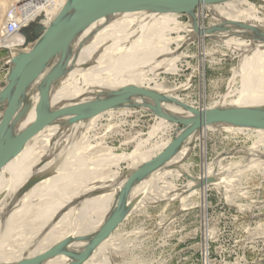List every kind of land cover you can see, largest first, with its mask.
<instances>
[{"label": "bare ground", "instance_id": "6f19581e", "mask_svg": "<svg viewBox=\"0 0 264 264\" xmlns=\"http://www.w3.org/2000/svg\"><path fill=\"white\" fill-rule=\"evenodd\" d=\"M0 2H6V0H0ZM67 2L56 0L49 5L47 0H16L15 5L27 19L35 20L40 15H45L43 23L49 25L60 14ZM224 4L225 6H203L207 7V14L200 13L192 19L193 23L185 25L179 22V14L153 12L127 14L116 17L110 22L103 20L94 24L75 42L73 55H76L77 60L72 67V72L53 87L50 94L51 108L58 110L68 107L95 106L127 86H137L173 97L167 92L168 90L163 91L164 85L150 88L145 84L149 72H154L161 67H168L176 72L177 63L188 56L186 50L181 52L185 45L194 43L196 40L202 43L203 39L215 37L223 42L222 45L227 50L237 52L239 66L233 70L234 77L230 80L229 86L230 89H233L235 84H239L240 87L230 92L228 90L229 93L226 96H220L221 102L218 103L219 105L216 103L215 105L218 106L213 109L264 110V16H260L262 10L247 0H230ZM202 17H209L210 24L207 27L200 21ZM180 31H186L189 35L177 38L171 36L172 33ZM23 44L24 38L21 36L2 38L1 49L13 52L6 66H10ZM173 44L177 45L176 49H172ZM218 55L226 56L228 51L222 52L219 46L213 48L205 46L199 57V63L201 66L206 60L214 63ZM174 90L176 92L177 89ZM57 98L59 99L58 107L53 108ZM173 98L184 103L179 97ZM38 99V94L31 99L33 108L23 122V130L31 127L37 120L35 105ZM205 99L204 95L199 96L200 101ZM135 102L136 100L132 99L129 103ZM187 105L195 107L193 104ZM167 107L178 116L187 115L176 106L168 105ZM141 109L143 112H149L146 108ZM117 112H119L118 109H113L85 122H78L75 116L61 117L33 136L23 151L3 168L0 173V264H20L46 253L64 241H68V251L80 254L114 210L117 194L130 174L164 151L172 141L173 135L155 143L153 149L147 152H143L144 148L140 147L142 143L147 144L146 141H142L133 154L122 157L124 160H132L136 163L132 165L134 170L121 180L109 175V172L101 174L98 168L93 172L91 153L96 148L85 145V136L96 128L99 120ZM219 126L222 127L218 124L193 134L168 165L171 167L181 165L195 148L193 145L195 141L205 138V135L202 136L203 132ZM174 127L173 123L157 118L155 125L148 132L149 140L172 131ZM226 130L229 133L250 135L256 140L254 147L247 151L250 158L247 163L252 162L249 167L256 166L260 173L264 174V130L234 126H228ZM201 151L203 155L206 154L205 141H202ZM225 158L222 157V160ZM119 160H121L119 157L111 155V162L119 163ZM83 163L84 166L79 168ZM220 168L222 167L205 164L204 173L201 172L202 175L189 180L181 193L178 191L179 195L178 193L175 196L160 195L155 200L171 202L180 199L181 203H186L190 197L200 195L204 201L209 187L219 189L225 182L226 175L221 176ZM181 172L177 169L176 172L171 170L168 175L167 173L163 175L162 179H166L167 176L178 177ZM158 173H154L132 190L129 201L132 205L131 213L139 210L138 208L146 202L144 201L146 198L143 197L146 192L148 194L150 190H155L153 184L151 183V186L149 183ZM57 183L64 184L57 186ZM104 183L105 187L102 186ZM157 184L155 183V187L158 186ZM101 186L106 191L97 195ZM195 187L197 189H194ZM118 229L96 248L83 264H126L110 256L112 255L110 251L112 249L117 251L121 245L119 240H116ZM89 234L88 239L82 240ZM206 238L209 239L208 236ZM147 249L149 250L148 247ZM72 263L73 259L69 257L57 256L42 264ZM204 264H209L207 258Z\"/></svg>", "mask_w": 264, "mask_h": 264}, {"label": "rangeland", "instance_id": "374dc122", "mask_svg": "<svg viewBox=\"0 0 264 264\" xmlns=\"http://www.w3.org/2000/svg\"><path fill=\"white\" fill-rule=\"evenodd\" d=\"M247 1L261 8L260 16H264V0ZM15 3L16 0L0 2V33L6 14ZM207 11V7L202 6L193 15H180L178 20L184 25L193 23L192 19L196 15L207 14ZM200 21L206 27L210 24L209 17H202ZM187 35L189 33L186 31L171 34L174 38ZM1 41L0 36V43ZM199 42L196 40L194 43H189L181 50V52L186 50L188 56L177 63V73L168 67H161L149 72L145 84L150 88L164 85L163 91L168 90L167 92L173 97H179L186 104H193L196 108L204 110L213 109L221 102L220 96H226L230 90L240 87L239 84H235L233 89L229 86L230 80L234 77L233 70L239 66V60L237 52L227 50L218 38L208 37L203 39L202 43ZM205 46L208 48L219 46L222 52L228 51V55H218L214 63L206 60L201 66L199 57ZM176 48L177 45L173 44L172 49ZM11 53L13 52L1 49L0 46V81L5 78L4 66L10 60ZM193 56L195 58H192ZM174 89H177L176 92ZM200 95H204L206 99L200 101ZM58 102L57 98L53 108L58 107ZM216 103L218 105H215ZM118 110L119 112L99 120L96 128L85 136L84 143L96 148L91 153L93 172L98 168L101 174L109 172V175L121 180L134 170L132 165L136 163L132 160H124L122 157L133 154L142 141L147 142L140 145L144 148L143 152L151 151L155 143L172 137L177 128L175 126L172 131L149 140L148 132L157 121L154 115L143 112L137 105L120 107ZM226 127L228 126L222 125L205 130L202 135H205V138L195 141L193 144L195 148L189 158L187 157L178 167L160 171L150 183L148 182L153 184L156 192L155 190H150L148 194L146 192L143 196L146 202L142 200L144 206L141 205L143 208L140 206L139 210L132 212L119 227L116 240H119L121 245L117 251L114 249L111 250L112 253L110 251L112 259L126 264L131 262L132 264H204L206 258L209 264H264V174L260 173L256 166L249 167L252 162L247 163L250 160L247 151L254 147L256 140L250 135L229 133ZM202 141L207 145L205 155L201 151ZM228 153L231 154L225 155ZM111 155L119 157L121 159L119 163L111 162ZM222 157L226 158L222 160ZM205 164L222 167L221 176H226L225 182L219 189L209 187L204 201L200 195L190 197L186 203H181L180 199L171 202L155 200L160 195L175 196L178 191L181 193L189 180L204 173ZM83 166L84 163L79 168ZM176 169L182 171L180 176H167L166 179H162L163 175L166 173L168 175L171 170L176 172ZM155 183H158L157 187ZM63 184L57 183V186ZM102 186L105 187V183ZM102 186L97 195L106 191ZM172 189L177 191L173 192ZM89 237L90 234L84 236L82 240ZM138 246L141 249L137 248ZM132 251H135L136 255Z\"/></svg>", "mask_w": 264, "mask_h": 264}, {"label": "water", "instance_id": "95a60500", "mask_svg": "<svg viewBox=\"0 0 264 264\" xmlns=\"http://www.w3.org/2000/svg\"><path fill=\"white\" fill-rule=\"evenodd\" d=\"M228 1L230 0H69L49 25L43 23L46 16L42 14L19 32L17 36L24 38V44L10 66H4L5 80L0 84V173L23 151L33 136L64 116H75L78 122H85L113 109L137 105L149 110L156 118L173 123L177 128L164 151L130 174L117 194L114 210L80 254L68 251V241H64L46 253L20 264H42L57 256L73 259L72 264L86 262L95 249L129 217L132 190L154 173L170 168L168 163L196 132L218 124L264 130L262 109L204 110L137 86L124 87L95 106L58 110L51 108L50 94L53 87L72 72L77 60L76 55H73L75 42L94 24L139 12L193 15L202 6L220 5ZM35 94L39 95L35 105L37 120L31 127L23 130L22 125L33 108L31 99ZM132 99L136 102L129 103ZM168 105L180 108L187 115L172 113Z\"/></svg>", "mask_w": 264, "mask_h": 264}, {"label": "built area", "instance_id": "2783aa9c", "mask_svg": "<svg viewBox=\"0 0 264 264\" xmlns=\"http://www.w3.org/2000/svg\"><path fill=\"white\" fill-rule=\"evenodd\" d=\"M50 4H53L56 0H47ZM31 21V19H27L22 13L19 11L16 5H13L6 14L5 24L3 29L1 30L0 36L1 39H9L15 37L19 34V32L26 27Z\"/></svg>", "mask_w": 264, "mask_h": 264}, {"label": "crops", "instance_id": "0c3cea01", "mask_svg": "<svg viewBox=\"0 0 264 264\" xmlns=\"http://www.w3.org/2000/svg\"><path fill=\"white\" fill-rule=\"evenodd\" d=\"M5 80V78L3 80L0 81V84Z\"/></svg>", "mask_w": 264, "mask_h": 264}]
</instances>
